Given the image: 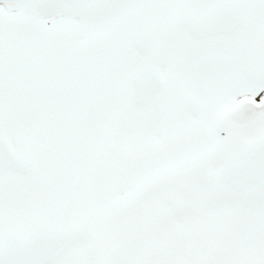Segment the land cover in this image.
<instances>
[{
	"label": "snow or ice",
	"instance_id": "obj_1",
	"mask_svg": "<svg viewBox=\"0 0 264 264\" xmlns=\"http://www.w3.org/2000/svg\"><path fill=\"white\" fill-rule=\"evenodd\" d=\"M0 264H264V0H0Z\"/></svg>",
	"mask_w": 264,
	"mask_h": 264
}]
</instances>
